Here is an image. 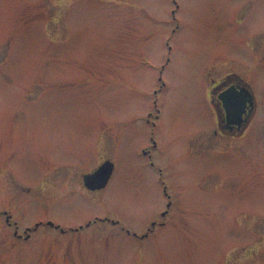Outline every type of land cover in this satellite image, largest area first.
I'll list each match as a JSON object with an SVG mask.
<instances>
[{
    "label": "rangeland",
    "instance_id": "rangeland-1",
    "mask_svg": "<svg viewBox=\"0 0 264 264\" xmlns=\"http://www.w3.org/2000/svg\"><path fill=\"white\" fill-rule=\"evenodd\" d=\"M0 264H264V0H0Z\"/></svg>",
    "mask_w": 264,
    "mask_h": 264
},
{
    "label": "water",
    "instance_id": "water-1",
    "mask_svg": "<svg viewBox=\"0 0 264 264\" xmlns=\"http://www.w3.org/2000/svg\"><path fill=\"white\" fill-rule=\"evenodd\" d=\"M240 91L237 92L230 89L220 96V101L225 112L222 128L228 134L240 132L247 124V120L254 110V98L248 87L246 86ZM112 171L113 165L110 162H105L92 174L85 175L83 177V184L90 191L103 189ZM6 221L8 222V219Z\"/></svg>",
    "mask_w": 264,
    "mask_h": 264
},
{
    "label": "flooded vegetation",
    "instance_id": "flooded-vegetation-1",
    "mask_svg": "<svg viewBox=\"0 0 264 264\" xmlns=\"http://www.w3.org/2000/svg\"><path fill=\"white\" fill-rule=\"evenodd\" d=\"M240 89V84L236 79H224L211 87V100L213 105L217 108L220 118L223 120L224 112L219 100V97L222 96L230 88Z\"/></svg>",
    "mask_w": 264,
    "mask_h": 264
}]
</instances>
